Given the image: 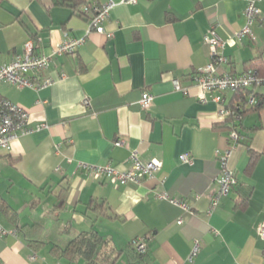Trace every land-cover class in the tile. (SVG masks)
Instances as JSON below:
<instances>
[{
    "label": "crops",
    "instance_id": "0c3cea01",
    "mask_svg": "<svg viewBox=\"0 0 264 264\" xmlns=\"http://www.w3.org/2000/svg\"><path fill=\"white\" fill-rule=\"evenodd\" d=\"M258 5L252 34L241 37L247 0L118 4L105 33L88 32L93 12L77 11L73 0H4L0 65L22 55L30 39L44 54L66 39L84 42L36 75L53 78L51 85L0 83L2 96L30 113V132L0 150V224L14 231L0 238V262L87 264L62 252L75 235L96 232L106 264H139L130 248L138 237L146 238L148 264H263L264 85L213 91L204 99L196 79L212 61L205 42L212 28L230 59L220 72L264 76V0ZM145 91L154 95L148 109L140 103ZM223 108L242 115L237 130ZM228 147L238 183L211 209ZM133 150L144 161L163 163L141 184L96 178L83 167L126 170ZM196 239L201 248L190 260Z\"/></svg>",
    "mask_w": 264,
    "mask_h": 264
},
{
    "label": "built area",
    "instance_id": "2783aa9c",
    "mask_svg": "<svg viewBox=\"0 0 264 264\" xmlns=\"http://www.w3.org/2000/svg\"><path fill=\"white\" fill-rule=\"evenodd\" d=\"M139 0H121L119 3L109 1L101 5H96L91 18V24L88 32L96 31L98 33L106 32V22L110 17L112 9L118 4H133ZM261 0H247V7L245 9V16L247 18L246 25L240 31L239 36H247L252 34L251 25L261 16V9L259 2ZM84 39H66L58 46L52 49L51 54L39 53L36 51V41L28 40L25 44V51L22 55L18 56L10 63L0 65V83H8L17 87H31L35 90H40L48 85L53 84V78H40L36 76L38 73L45 71L56 55L61 54H74L77 52ZM205 42L209 45L212 61L205 67L201 68L197 74V83L203 90L204 99L205 94L213 91H224L231 89L235 92L244 90L253 85H264V76H259L253 71L236 74L230 72H220L218 70L221 64H228L230 59L224 53L225 42L218 34L215 28H212L205 36ZM64 77V75L62 76ZM176 89H181L178 80H175ZM218 101L221 96L216 97ZM154 95L151 92L145 91L142 94L140 103L143 108L148 109L152 104ZM86 102H88L86 100ZM254 103V99H251ZM222 114L230 115L238 122L242 115L234 109L223 108ZM30 121V113L27 109L20 105L12 103L10 100L5 99L0 102V150H9L12 142L21 135H26L30 132L28 126ZM46 126L40 124L38 128ZM233 139L240 137L236 130L230 134ZM123 141L118 140L116 145H122ZM232 154V147H228L221 155L222 169L219 176L216 178L218 189L211 198V209L219 205L221 198L227 196L233 187L238 183V178L234 171L229 166V158ZM181 159L185 162H192L189 154H182ZM130 168L120 170L113 165H88L84 164L83 167L96 178L107 177L114 182L120 184H141L145 176H154V173L161 169L163 163L158 159L144 161L137 150H133L130 155ZM159 197L162 199L170 200L172 203L180 206L188 211V205L184 201L171 197L168 193H161ZM182 223V219L178 220ZM14 233L13 230L7 229L0 224V238ZM259 235L264 240V222L259 226ZM136 250L146 252L147 244L145 237H138L134 241ZM201 248V240H194V246L191 251L190 260L198 254ZM0 264H4L0 262ZM264 264V263H263Z\"/></svg>",
    "mask_w": 264,
    "mask_h": 264
},
{
    "label": "trees",
    "instance_id": "16d2710c",
    "mask_svg": "<svg viewBox=\"0 0 264 264\" xmlns=\"http://www.w3.org/2000/svg\"><path fill=\"white\" fill-rule=\"evenodd\" d=\"M4 0H0V5L2 4ZM74 7L77 11L81 13H85L84 10L86 8H89L91 12L95 13L94 8L97 5V3L94 0H73ZM0 93V102L5 100ZM235 126L234 129H238V127L241 125L238 122H234ZM101 207V205H95V207ZM133 239L130 248H131V255L139 261V264H148V252H140L136 250L134 246ZM103 245V239L99 237L96 232H92L90 234L88 233H79L75 235L70 243L63 249V255H69V254H78L82 259L85 260L87 264H106V262H101L99 260L100 250L102 249ZM131 256V257H132ZM131 262V260H130ZM129 262V263H130Z\"/></svg>",
    "mask_w": 264,
    "mask_h": 264
}]
</instances>
